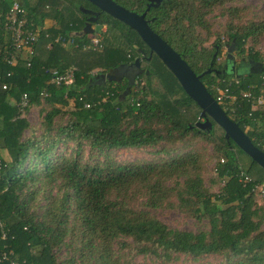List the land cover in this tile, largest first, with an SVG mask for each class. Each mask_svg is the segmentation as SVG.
Returning <instances> with one entry per match:
<instances>
[{
    "label": "trees",
    "instance_id": "1",
    "mask_svg": "<svg viewBox=\"0 0 264 264\" xmlns=\"http://www.w3.org/2000/svg\"><path fill=\"white\" fill-rule=\"evenodd\" d=\"M11 1L1 0L2 14ZM113 1L140 12L147 0ZM18 2L31 27L45 19L53 25L38 29L28 64L18 57L7 64L0 56V79L8 83L0 89V251L10 250L16 264H165L177 254L191 260L219 257L197 264H264V198L257 202L250 184L239 177L241 170L253 181L264 180V169L249 158L240 165V149L208 117V130L194 125L202 120L199 108L154 54L132 82L90 77L91 69L104 72L129 62L127 51L144 47L131 28L85 0ZM232 2L160 0L145 16L212 97L213 86L237 80L227 85L235 98L217 103L264 151V104L238 97L243 90L264 93V51L255 49L264 33V7L254 13ZM82 3L104 26L99 49H83L88 35L73 33L81 25L77 6ZM213 11L223 16L217 29L207 19ZM221 35L233 39L234 57L254 67L235 75L204 72L213 62L211 44ZM6 36L0 29V43ZM71 65L73 81L67 87L50 83L42 71ZM41 90L47 95H39ZM22 92L37 108V126L16 110ZM196 141L211 146L215 178L222 181L215 192L203 183L202 155L192 147ZM67 142L72 146L64 152ZM139 146L154 147L160 156L141 162L110 157L112 149ZM163 207H175L200 225L169 227L153 212ZM138 253L148 262L132 260Z\"/></svg>",
    "mask_w": 264,
    "mask_h": 264
},
{
    "label": "water",
    "instance_id": "2",
    "mask_svg": "<svg viewBox=\"0 0 264 264\" xmlns=\"http://www.w3.org/2000/svg\"><path fill=\"white\" fill-rule=\"evenodd\" d=\"M87 1L95 6L97 10L105 12L130 27L139 39L153 51L154 55L175 78L186 96L199 108L197 117L202 118V120L194 122L196 127L208 130L210 127L208 117L222 129L225 139H230L242 153L264 169V151L254 146L237 124L225 115L222 108L199 81L198 75L189 68L178 53L148 27L143 19L144 11L136 13L115 3L113 0ZM158 1L147 0L145 8L149 5L157 4ZM97 30L98 24L95 23L90 27L89 23H85L81 27L80 32L86 34ZM230 46H233V39L230 41ZM229 51L230 49L227 48L226 52L228 53ZM100 75L103 76V74Z\"/></svg>",
    "mask_w": 264,
    "mask_h": 264
},
{
    "label": "built area",
    "instance_id": "3",
    "mask_svg": "<svg viewBox=\"0 0 264 264\" xmlns=\"http://www.w3.org/2000/svg\"><path fill=\"white\" fill-rule=\"evenodd\" d=\"M1 2V0H0ZM30 22L27 23L25 19V11L17 0H12L9 6L4 10L2 14L0 11V29L7 32L6 40L4 44L0 43V56L1 59L7 63L12 64L16 57L25 61L26 64L32 56V45L38 38V29L42 28L37 24L33 27L30 26ZM45 35V34H44ZM98 33H93L85 43L82 44L83 49H99L101 47L100 37ZM73 69L74 67L68 66L58 71L56 69H46L42 67V71L48 74V81L54 85H62L67 87L71 85L73 81ZM10 71L5 72V76L9 75ZM232 82L236 83L235 78L228 80L226 85L219 87L213 86L215 96L213 97L216 102H222L225 99H234L235 95L228 92L227 85ZM8 83L0 79V89H7ZM41 96H46L47 93L43 90L38 93ZM63 96H65L63 94ZM238 97L249 99L252 105L264 104V93L259 91L256 94H252L249 90H243L238 94ZM82 96H77L78 100H81L83 107H88L89 103L83 101ZM16 110L19 112V116H23L25 109L29 106L26 94L20 93L15 101ZM239 177L242 181L250 184L249 190L255 194L256 201L259 202L264 198V180L253 181L251 177L239 171ZM3 233H1L2 237ZM0 262L4 264H16V260L12 257L10 250L0 251Z\"/></svg>",
    "mask_w": 264,
    "mask_h": 264
},
{
    "label": "rangeland",
    "instance_id": "4",
    "mask_svg": "<svg viewBox=\"0 0 264 264\" xmlns=\"http://www.w3.org/2000/svg\"><path fill=\"white\" fill-rule=\"evenodd\" d=\"M28 1L31 2L32 0H28ZM231 4L232 5H243L247 11L256 13V12H259L264 7V0H234V2H232ZM207 19L208 21L211 22V27L214 29H217L219 22L223 20V16H218L213 11L207 15ZM37 25L43 27V25L50 26V25H53V23L51 20L45 19L44 21H42L40 24H37ZM101 29H103V26L101 27ZM90 36H91V33H89L88 38ZM98 36L100 37V35ZM220 38L222 40H225L226 36L221 35ZM204 45H208V42H205ZM255 49L260 54L264 51V33L258 38ZM224 50H225V47L222 45L220 49L221 51L220 58H219L220 60L223 57ZM238 59L239 58L236 55L235 60H238ZM98 71H99V68H93L89 71V73L93 75L94 73ZM153 85H155V81L153 82ZM66 108H70V104L66 105ZM22 117H24V119L31 126H37L40 120V115L37 111V108L33 105H29L25 109ZM24 133H27V130H25ZM71 146L72 144L70 142H67V147L64 146L63 151L68 152ZM192 147L193 149L198 150L202 155V161L204 163L202 179H203L204 185L208 188L209 191L215 192L222 181L221 179L215 178V172H216L215 158L213 157L211 146L201 141H196L192 145ZM82 149H83V156H84L86 153V147L83 146ZM153 150H154V147H151V146L117 148V149H112L110 151V157H112L113 160L118 161V162H127V161L141 162V161L154 159L160 156V154L155 153ZM1 155L3 157H6V154L3 151ZM237 155H238V161L240 165L245 166L249 161L248 156H246L242 152H237ZM153 212L159 220H161L163 223H165L169 227H176V228L187 229V230H195L200 225L193 218L188 217L182 214L181 212H179L175 207L158 208V209H155ZM131 258L132 260L137 261V262L138 261L145 262V263L148 262V258L146 256H142L139 253L131 255ZM218 259L219 257L217 255L209 254V255L202 256L198 258L197 260H191L186 255L177 254L175 255V258H173L169 262H166L165 264H197L198 262H215Z\"/></svg>",
    "mask_w": 264,
    "mask_h": 264
},
{
    "label": "flooded vegetation",
    "instance_id": "5",
    "mask_svg": "<svg viewBox=\"0 0 264 264\" xmlns=\"http://www.w3.org/2000/svg\"><path fill=\"white\" fill-rule=\"evenodd\" d=\"M85 1H87V0H85ZM159 1H158V3H159ZM82 4L85 6H80ZM82 4H80V5L78 4V6H77V9L82 14V16H80L78 14L81 25H80L79 29H77L76 31L73 32L76 35H82L83 34L80 32V29L85 23H89L90 27H92L96 23L95 22L96 11H94V10L90 9L88 6H86V3H82ZM157 4H155V5H157ZM146 5H147V1H145V6ZM155 5H149V6H155ZM145 6H144V9L142 11H144L143 19L145 20V22L147 24V21L150 18H147L145 16V12L149 6L147 8H145ZM142 11H140V12H142ZM140 12H136V13H140ZM92 17H93V20L91 21ZM102 26L103 25L99 26V24H98V30L91 32V34L92 33H98L99 34V32L104 29V26H103V29H101ZM83 35H89V33H86ZM230 41H231V39L229 41H226V40H222L220 38L218 40H215V42H212L211 45L213 46L214 49H213V52L211 53V58H213V62L211 61V59L208 61V66L204 69V72H206V73L211 72L214 75H218V74L235 75L239 72V70L243 72V71H246L247 68H253L254 67L255 63H253L252 61H248V60L241 59V58H239L238 60H235V57L231 54V52H232L231 49L233 48V46H230ZM222 45L225 47V50L223 53V57L220 60L219 59L220 54H221L220 49H221ZM227 48L230 49V51L228 53L226 52ZM129 53L132 54L131 60L129 62L119 63L115 67H113L107 71H104V72L98 71V72L94 73L93 75H90V77L94 81L101 82V83H103L104 81H113V82L125 81L128 83L132 82V80L134 79V76H136L139 72L144 70L143 67L141 66V63L143 61H145L146 59H148L149 56L151 54H154V53L145 44H144V47H142V48L136 47L135 53L130 52V50L127 51V55H129ZM214 63L219 66L218 69H215ZM100 74H103V76H101ZM197 75L199 76V74H197Z\"/></svg>",
    "mask_w": 264,
    "mask_h": 264
},
{
    "label": "crops",
    "instance_id": "6",
    "mask_svg": "<svg viewBox=\"0 0 264 264\" xmlns=\"http://www.w3.org/2000/svg\"><path fill=\"white\" fill-rule=\"evenodd\" d=\"M17 1H19V0H17Z\"/></svg>",
    "mask_w": 264,
    "mask_h": 264
}]
</instances>
